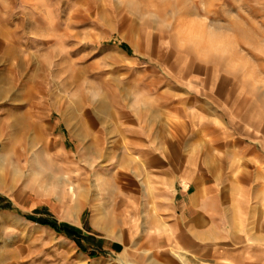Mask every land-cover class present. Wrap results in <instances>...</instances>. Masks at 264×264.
Here are the masks:
<instances>
[{
	"label": "rangeland",
	"instance_id": "rangeland-1",
	"mask_svg": "<svg viewBox=\"0 0 264 264\" xmlns=\"http://www.w3.org/2000/svg\"><path fill=\"white\" fill-rule=\"evenodd\" d=\"M186 93L264 134V0H0V264H166L104 152Z\"/></svg>",
	"mask_w": 264,
	"mask_h": 264
},
{
	"label": "crops",
	"instance_id": "crops-1",
	"mask_svg": "<svg viewBox=\"0 0 264 264\" xmlns=\"http://www.w3.org/2000/svg\"><path fill=\"white\" fill-rule=\"evenodd\" d=\"M185 95L114 125L104 155L130 166L136 197L154 206L166 264H264V134L233 131L216 102Z\"/></svg>",
	"mask_w": 264,
	"mask_h": 264
},
{
	"label": "trees",
	"instance_id": "trees-1",
	"mask_svg": "<svg viewBox=\"0 0 264 264\" xmlns=\"http://www.w3.org/2000/svg\"><path fill=\"white\" fill-rule=\"evenodd\" d=\"M43 224L49 225L54 230H57V226L55 224H51V223H43Z\"/></svg>",
	"mask_w": 264,
	"mask_h": 264
},
{
	"label": "clouds",
	"instance_id": "clouds-1",
	"mask_svg": "<svg viewBox=\"0 0 264 264\" xmlns=\"http://www.w3.org/2000/svg\"><path fill=\"white\" fill-rule=\"evenodd\" d=\"M210 41L214 42V39L213 38H210Z\"/></svg>",
	"mask_w": 264,
	"mask_h": 264
}]
</instances>
